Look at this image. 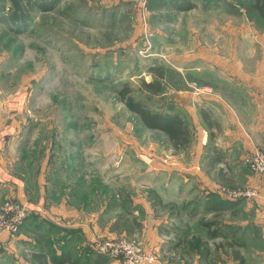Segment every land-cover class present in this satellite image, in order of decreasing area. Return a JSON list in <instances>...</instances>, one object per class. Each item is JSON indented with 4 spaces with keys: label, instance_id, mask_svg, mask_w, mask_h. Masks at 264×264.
I'll return each mask as SVG.
<instances>
[{
    "label": "rangeland",
    "instance_id": "rangeland-1",
    "mask_svg": "<svg viewBox=\"0 0 264 264\" xmlns=\"http://www.w3.org/2000/svg\"><path fill=\"white\" fill-rule=\"evenodd\" d=\"M174 1L180 0H0V126L11 125L17 107L22 130L11 171L25 182L28 200L0 193V213L7 201L28 209L17 233L6 224L11 217L0 223L1 264L17 252L12 241L24 232L31 207L41 212L42 233L46 224L93 220L94 255L102 253L98 245L119 250L118 257L106 255L119 264L261 263L256 201H235L232 217L212 214L215 191L200 172L191 173V184L184 179L197 147L203 144L204 153L215 147L217 105L243 92L237 81L245 75L255 77L250 56L260 46L255 35L264 46V19L254 0H195L186 11ZM150 82L164 92L144 91ZM132 103L179 115L190 143L175 149L163 132L143 124ZM203 111L216 128H208ZM251 187L262 185L237 179L218 192L226 197ZM62 205L67 219L56 214Z\"/></svg>",
    "mask_w": 264,
    "mask_h": 264
},
{
    "label": "crops",
    "instance_id": "crops-1",
    "mask_svg": "<svg viewBox=\"0 0 264 264\" xmlns=\"http://www.w3.org/2000/svg\"><path fill=\"white\" fill-rule=\"evenodd\" d=\"M63 1L61 0V3ZM187 1H174L172 4H178L179 6ZM188 2L194 6L197 5L195 0H189ZM216 5L220 7L226 6L223 1L217 2ZM235 36L236 38L239 37V35ZM254 38L258 45H260L257 48L258 50L255 49L250 56L254 60L252 62L255 69L253 76L255 77H251V81H249L247 79L248 75H245L247 76L245 81H237L243 92L237 93L234 99L227 102L220 101V105H217V107L221 108L218 109L216 107L217 110H221V112L216 111L217 117L221 118V122L219 121L220 126L216 134L217 141L214 144L215 147L209 153L203 152L205 148L203 144L197 147L200 153L199 157L194 160L191 159V163H188L190 168H188L189 174L184 179L185 183H188L194 177L191 173H195V169L196 172H200L198 173L199 180L204 183V186L215 191L212 195L215 198H213L215 205L210 207V213L212 214L230 212V216L232 217L233 214L235 215L239 212L237 203L229 201L218 192L219 188L227 184V182L233 183L237 179L238 181L242 179V183L255 187L260 188L262 185L261 177L250 174L247 166L249 165L247 159L250 158L256 149L264 147V78H261L264 77V73L256 72L258 69L264 70V46L261 41L262 38L259 36L257 38L256 35ZM232 60H237L241 64L236 58H232ZM233 83H236V81H233ZM17 100L16 102L19 103L26 102L22 98H18ZM14 108L16 111H13L11 125L0 126V193L1 198L12 197L20 202H28L26 200L25 182L12 173L13 165L16 164L18 156L16 145L21 139L20 132L22 130L19 125H16V120L17 118L19 119V113L21 112L17 111V107ZM14 108H11V110H14ZM203 117L209 129L216 128L211 122L209 115L204 111ZM202 154L204 159H201ZM196 166H199V168ZM189 184L191 183L189 182ZM207 195L204 194V197H201L206 203ZM209 198L211 197L209 196ZM256 204V218L258 220L256 228L261 229L259 238L262 243L260 245L264 249V202L256 201ZM30 210L28 219L22 227L24 232L20 233L12 241L17 252L13 251L14 255L8 256L7 264H119L118 261L106 255H94V249L89 244L93 241L94 236L97 235V231L99 230H96V228L99 227L94 225L93 220H87L86 222H74L73 220L70 224H46L42 233L38 231L39 223L36 222L41 212L38 211L37 207H31ZM68 211L62 205L56 209V214L63 219H67L70 215V211ZM39 218L41 219V217ZM43 221L41 219V222ZM33 222L36 223V227H33ZM226 224L235 226L237 223L231 221ZM50 225L54 227H50ZM48 238L56 241L55 247H52L48 242ZM156 238H158V242H156ZM156 238L154 244L157 246L155 247L157 251L160 250L159 240L161 239L159 237ZM35 239L41 241L43 244L40 247L34 245ZM255 259H259L260 264H264V251L262 254L256 253Z\"/></svg>",
    "mask_w": 264,
    "mask_h": 264
},
{
    "label": "trees",
    "instance_id": "trees-1",
    "mask_svg": "<svg viewBox=\"0 0 264 264\" xmlns=\"http://www.w3.org/2000/svg\"><path fill=\"white\" fill-rule=\"evenodd\" d=\"M21 1L23 2L25 0H21ZM254 2H256L254 5L255 8L257 9V11H259L258 13L264 19V0H254ZM25 6L27 10V3L25 4ZM173 7L176 8L177 10L186 11V10H190L193 7V5L187 1L179 6L178 4H173ZM43 9L45 10V8ZM22 25L25 26L24 23H22ZM142 86H143V90L152 96H158L164 92L163 86L158 82L143 83ZM126 88L127 89H124L122 91L124 97L126 96L128 97L131 92L128 86H126ZM130 107L131 110L134 111L140 117L141 121L147 128L159 130L163 132L168 137L172 146L175 149L182 148L190 143L191 136L188 126L186 124V121H184L179 115L176 114L165 115L159 112L150 113L148 110H146L144 107H142V105L138 103H132ZM158 204H162V202L159 201ZM205 225L206 227L212 226L211 223ZM236 256H237L236 258L239 259V254ZM241 260L243 259L241 258Z\"/></svg>",
    "mask_w": 264,
    "mask_h": 264
},
{
    "label": "built area",
    "instance_id": "built-area-1",
    "mask_svg": "<svg viewBox=\"0 0 264 264\" xmlns=\"http://www.w3.org/2000/svg\"><path fill=\"white\" fill-rule=\"evenodd\" d=\"M247 162L250 166V168L256 173L259 174V176L262 178V188L261 189H255L254 187L249 188L248 190L242 191V190H229L226 191V198L229 201H262L264 202V147L256 149V151L250 156V158L247 159ZM28 209L25 207V205H22L20 203L7 201L1 210L0 213V223L4 222L6 220V217H11L10 220L6 222L8 228L11 229L12 233H17V228L19 223L26 218V213ZM98 247L101 250V254L118 257L120 256L119 250H110L106 246ZM129 246L123 245L122 249H128ZM121 249V250H122ZM124 260V259H123ZM124 264H133V262H126L123 261Z\"/></svg>",
    "mask_w": 264,
    "mask_h": 264
}]
</instances>
